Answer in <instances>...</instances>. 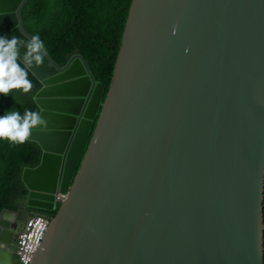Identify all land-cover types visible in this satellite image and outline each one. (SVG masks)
I'll return each instance as SVG.
<instances>
[{
  "label": "water",
  "instance_id": "95a60500",
  "mask_svg": "<svg viewBox=\"0 0 264 264\" xmlns=\"http://www.w3.org/2000/svg\"><path fill=\"white\" fill-rule=\"evenodd\" d=\"M28 1L0 0V36H31ZM25 65L47 123L0 264L59 193L30 264H264V0H132L105 100L82 56Z\"/></svg>",
  "mask_w": 264,
  "mask_h": 264
},
{
  "label": "trees",
  "instance_id": "16d2710c",
  "mask_svg": "<svg viewBox=\"0 0 264 264\" xmlns=\"http://www.w3.org/2000/svg\"><path fill=\"white\" fill-rule=\"evenodd\" d=\"M132 0H29L21 11L25 31L39 35L48 56L60 65L72 57L82 56L94 79L104 86V98L110 88L122 36ZM26 68L32 89L28 93L13 90L0 95V116L9 110L23 115L26 109L38 111L35 95L41 84ZM15 97L19 103L13 98ZM42 152L37 143L27 140L12 143L0 139V212L18 211L26 205L28 190L22 181L25 168L40 164ZM48 212L28 208L32 216L54 217L57 210ZM12 250L16 247L12 244Z\"/></svg>",
  "mask_w": 264,
  "mask_h": 264
},
{
  "label": "clouds",
  "instance_id": "9594fccd",
  "mask_svg": "<svg viewBox=\"0 0 264 264\" xmlns=\"http://www.w3.org/2000/svg\"><path fill=\"white\" fill-rule=\"evenodd\" d=\"M21 48L26 49L23 56H21ZM21 57L29 67H39L44 64L48 52L40 36L33 35L26 40L15 36L11 39L0 36V95L8 96L13 90L28 93L32 89L28 72L19 63ZM13 98L19 103L15 97ZM46 123V118L38 111L26 109L21 115L19 111L9 110L0 116V139H7L12 143H24L34 128Z\"/></svg>",
  "mask_w": 264,
  "mask_h": 264
},
{
  "label": "built area",
  "instance_id": "2783aa9c",
  "mask_svg": "<svg viewBox=\"0 0 264 264\" xmlns=\"http://www.w3.org/2000/svg\"><path fill=\"white\" fill-rule=\"evenodd\" d=\"M66 199L67 194H57L55 197V209ZM50 220V216L36 214L30 216L24 224L23 230L19 233L16 240L17 253L22 264H30L37 244Z\"/></svg>",
  "mask_w": 264,
  "mask_h": 264
},
{
  "label": "flooded vegetation",
  "instance_id": "af4514ba",
  "mask_svg": "<svg viewBox=\"0 0 264 264\" xmlns=\"http://www.w3.org/2000/svg\"><path fill=\"white\" fill-rule=\"evenodd\" d=\"M23 227V226H22ZM22 227H20L19 229H18V234L23 230V228ZM14 245H15V247H16V249L14 250L15 252H17V245H16V242L14 243Z\"/></svg>",
  "mask_w": 264,
  "mask_h": 264
},
{
  "label": "bare ground",
  "instance_id": "6f19581e",
  "mask_svg": "<svg viewBox=\"0 0 264 264\" xmlns=\"http://www.w3.org/2000/svg\"><path fill=\"white\" fill-rule=\"evenodd\" d=\"M56 197V196H55ZM20 257V256H19ZM21 262V261H20Z\"/></svg>",
  "mask_w": 264,
  "mask_h": 264
},
{
  "label": "crops",
  "instance_id": "0c3cea01",
  "mask_svg": "<svg viewBox=\"0 0 264 264\" xmlns=\"http://www.w3.org/2000/svg\"><path fill=\"white\" fill-rule=\"evenodd\" d=\"M23 227H24V226H23ZM23 227H22V228H23Z\"/></svg>",
  "mask_w": 264,
  "mask_h": 264
}]
</instances>
